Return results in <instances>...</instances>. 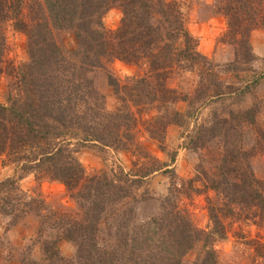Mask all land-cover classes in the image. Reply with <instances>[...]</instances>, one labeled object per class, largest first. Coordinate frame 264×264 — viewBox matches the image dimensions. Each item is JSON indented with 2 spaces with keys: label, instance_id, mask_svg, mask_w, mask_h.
Returning <instances> with one entry per match:
<instances>
[{
  "label": "trees",
  "instance_id": "16d2710c",
  "mask_svg": "<svg viewBox=\"0 0 264 264\" xmlns=\"http://www.w3.org/2000/svg\"><path fill=\"white\" fill-rule=\"evenodd\" d=\"M112 8L121 19L117 29L107 30L102 19ZM209 9L226 22L221 42L234 49L228 70L248 71L256 60L249 38L256 30L264 32V0H212ZM8 22L27 38L28 61L21 65L5 57ZM64 31L72 33L75 50H64L55 37ZM103 60L140 70L123 82L108 75L118 102L112 112L104 109L90 76ZM216 67L197 51L177 0H0V76L10 79L0 104V158L2 167L15 170L13 177L0 181V216L10 219L9 226L36 219L43 256L39 263H22L182 264L202 243L204 252L195 264H219L214 244L226 238L227 221L241 220L264 231V181L249 164L256 154L264 155V147L258 142L259 147L245 150L230 141L243 124L254 125L260 111L256 104L221 117L214 113L212 124L198 126L191 136L207 156L196 179L203 191L220 197L219 203L206 199L209 231L197 229L180 208L182 193L174 183L160 200L144 189L150 176L170 169L142 148L138 135L164 152L167 128L185 117L173 109L175 103L206 105L248 88L224 85ZM178 70L198 73L199 87L191 98L168 86ZM216 138H223V147H209ZM87 145L130 153L138 160L128 172L116 167L87 175L76 157ZM26 175L63 185L75 209L54 210L39 194L23 192L19 182ZM151 201L157 203L156 214L139 219L137 207ZM60 242L73 244L72 259L60 255ZM253 243L254 252L264 258V244Z\"/></svg>",
  "mask_w": 264,
  "mask_h": 264
},
{
  "label": "rangeland",
  "instance_id": "374dc122",
  "mask_svg": "<svg viewBox=\"0 0 264 264\" xmlns=\"http://www.w3.org/2000/svg\"><path fill=\"white\" fill-rule=\"evenodd\" d=\"M180 3L181 12L184 15L188 33L196 40L197 51L211 60L218 71L220 82L224 85L236 88L248 87L241 94H232L219 102L202 104L194 102L178 101L173 109L185 114L180 125L167 128L165 133V151L158 149L157 145L147 139L145 135H138L142 148L152 157L162 163H166L170 172H158L150 176L144 184L150 196L154 200L163 199L168 195L171 183L182 194L180 208L186 210L194 226L204 232L211 229L208 217L206 199L220 202V197L211 191H203L201 183L196 175L199 165H205L206 152L197 150L191 142L193 131L200 125H210L213 122V114L218 117L225 115L226 111L241 112L250 109L253 105L259 106V113L254 116V125L241 124L242 130H238L230 141L237 147L245 150L251 147H264V32L254 31L249 43L256 60L248 66V71L231 72L227 66L234 60V49L231 45L221 42V37L226 30L225 19L212 14L209 5L212 0H177ZM121 19L117 8L110 9L103 17L102 23L107 30H115ZM6 43V59L14 65H21L28 61L27 38L15 30L12 22L5 25L4 30ZM55 37L66 51L76 49V41L70 32H56ZM140 70L137 67L125 65L118 61H101L90 76L94 85L104 98V109L112 112L118 106L112 89L107 84L108 75L119 82L131 78ZM196 71H175L168 81V86L180 96L191 98L194 90L199 87V77ZM10 79L6 74L0 76V104L5 101ZM193 100V99H192ZM188 113H192L189 117ZM209 147H223V138H216ZM208 147V146H207ZM76 157L87 175H94L100 171L120 167L125 172L131 169L132 163L138 157L122 151L100 149L97 146L87 145L76 153ZM173 157L172 163L169 158ZM3 160L0 158V181L13 177L14 167H2ZM254 176L259 181H264V155L256 154L249 160ZM197 192L189 189V184ZM172 186V185H171ZM23 192L39 194L49 208L54 210H74V202L69 198L64 186L49 179H36L32 175L23 176L19 182ZM157 203L155 201L141 204L137 207L139 219H144L156 214ZM10 225V219L0 216V264H24L22 261L39 263L42 260L41 244L37 240L35 230L37 221L28 217L19 221L14 226ZM228 231L224 240L214 244L219 264H264V258L254 252V243L259 241L264 244V231L258 232L255 227L245 224L241 220L226 222ZM8 231L5 232V229ZM53 234H50L52 237ZM259 238V239H258ZM60 255L64 259H72L75 254L73 244L67 242L58 243ZM202 243H197L182 259V264H195L203 254Z\"/></svg>",
  "mask_w": 264,
  "mask_h": 264
}]
</instances>
